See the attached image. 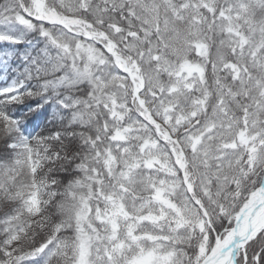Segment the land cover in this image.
I'll use <instances>...</instances> for the list:
<instances>
[{
  "label": "snow or ice",
  "instance_id": "1",
  "mask_svg": "<svg viewBox=\"0 0 264 264\" xmlns=\"http://www.w3.org/2000/svg\"><path fill=\"white\" fill-rule=\"evenodd\" d=\"M0 264H264V0H0Z\"/></svg>",
  "mask_w": 264,
  "mask_h": 264
}]
</instances>
